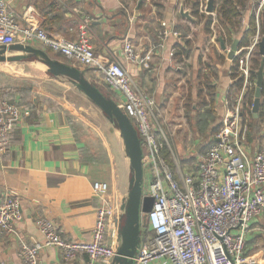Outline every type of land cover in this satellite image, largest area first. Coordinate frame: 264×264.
<instances>
[{
  "label": "crops",
  "instance_id": "obj_1",
  "mask_svg": "<svg viewBox=\"0 0 264 264\" xmlns=\"http://www.w3.org/2000/svg\"><path fill=\"white\" fill-rule=\"evenodd\" d=\"M5 1L24 27L37 26L56 37L74 39L78 32V19L91 21V40L96 57L101 62H110L113 55L122 52L126 42L131 43L139 55V61L124 64L139 88L154 98L155 115L161 121L158 120V123L163 139V112L168 107H164L163 103L172 105L173 110L178 101H186L182 107L185 111L190 109L187 112L194 115L200 107L197 108L193 102H200L206 94L203 84L205 77L215 87L213 98L217 114L212 121L224 122L229 102L237 93L232 89L234 60H229L228 51L221 49L220 38L214 30L216 21L210 28L212 34L207 33L205 25L197 26L200 31L198 40L193 42L196 47L192 51L190 45L186 46L188 35L184 28L193 23L182 15L181 9L184 7L185 11L191 10L193 14L194 0ZM249 1L243 12L241 32L249 29L250 18L256 9L255 1ZM163 24L177 30L180 38L171 37L163 47H159L158 31ZM239 37L235 40L240 41ZM225 45L229 50L231 44ZM19 46L22 45L11 48ZM180 46L190 53L182 61L177 55ZM24 47L43 51L51 59L74 67L62 55L43 48L39 43ZM172 50H176L173 58L170 57ZM0 55L8 59L23 58L0 62V66L20 71L29 80H37L39 93L53 102H41L38 95L33 98L31 107L35 110L34 115L31 117L30 114L20 122L13 132L11 153L0 156V203L19 197L24 214L23 220L16 224L13 235L0 232V264H23L19 256L21 245H34L43 240L37 226L40 218L51 220L67 242L89 241L96 221V209L100 205L93 192L94 183H107L110 186L111 199L119 207L117 220L121 231L132 185L131 162L122 155L121 163L118 162L102 132L96 131L98 140L94 142L92 134L96 132L89 130L83 117L103 114L107 122L112 123L111 120L71 79L52 75L39 55L15 49H0ZM79 70L91 84L102 89L90 70ZM51 82L56 87L45 86ZM67 96L77 97L85 108L75 109ZM245 118L248 124L247 148L251 155H255L264 147V96L257 116L253 114V118ZM208 124L214 126L212 122ZM123 152L125 154L126 151L122 149ZM124 183L126 190L120 188ZM258 239L264 241V220L261 219L254 224L249 236L246 258L250 263L264 264V249L255 252L252 247ZM89 263L86 255L67 263L59 249L48 248L40 254L39 264Z\"/></svg>",
  "mask_w": 264,
  "mask_h": 264
},
{
  "label": "built area",
  "instance_id": "obj_2",
  "mask_svg": "<svg viewBox=\"0 0 264 264\" xmlns=\"http://www.w3.org/2000/svg\"><path fill=\"white\" fill-rule=\"evenodd\" d=\"M264 0L257 1L255 19L258 33L247 53L238 61L244 85L229 103L225 120L214 142L208 147L195 170L176 171L162 156L166 140L155 115L156 102L139 88L124 62L136 63L139 55L125 43L122 52L110 62H101L91 44V21L79 20L76 40L49 34L37 26L24 27L14 10L0 0V49L16 45L43 48L62 55L74 67L92 71L99 87L109 89L118 98L121 110L134 123L143 149L142 164L149 177L144 197L154 200L147 220L154 237L140 246L134 264H257L246 258V244L254 224L264 220V149L251 155L247 148L248 126L244 103L257 80H251L253 53L261 42L259 19ZM159 47L171 37L180 38L174 28L163 24L158 31ZM176 50L170 52L175 56ZM238 57V56H237ZM30 110L19 102L0 98V156L12 150V135ZM107 183H94L93 192L100 202L91 238L85 242H67L56 225L40 218L37 226L43 240L34 245L23 243L19 256L23 264H39L40 254L48 248L62 252L72 263L86 255L89 264H113L121 246L116 210ZM19 197L0 203V232L13 235L23 220Z\"/></svg>",
  "mask_w": 264,
  "mask_h": 264
},
{
  "label": "rangeland",
  "instance_id": "obj_3",
  "mask_svg": "<svg viewBox=\"0 0 264 264\" xmlns=\"http://www.w3.org/2000/svg\"><path fill=\"white\" fill-rule=\"evenodd\" d=\"M199 1L201 2L200 15L197 18H193V14L191 10L188 12V11H185L184 7H182L184 9V13H187V15H189V19L193 23L191 26H187L186 28H184V30L187 32V35H188L185 41L190 42V48L192 49V51L194 47H196L194 46L193 42L194 41L196 42V40H198L199 38L200 30L197 29V26H199L200 28L201 24L202 26L205 25L206 18L209 16V14L206 12L209 0H199ZM254 1H255L256 9H257L258 0H254ZM213 18L215 19L216 15H214ZM215 25L217 24L215 23ZM194 29H197V30H194ZM214 30L217 32V27H215ZM76 38H77V33L74 39H70V37L66 39L76 40ZM91 44L94 46V44L92 43V40H91ZM2 69L4 70V72H0V98L3 97L1 96L2 94L7 93V92L16 93L15 90L22 89L24 87L23 83H26L28 89L32 87L33 89H35L36 87L38 89L37 93H35L36 95L31 93L30 91H26V95L28 96L27 97L28 101L31 99V103H32L33 98L38 95L40 96L39 100H41V102L53 103L51 100H48L49 98L44 97L42 94L39 93V85L37 84V80L35 79L29 80L25 74L19 73L20 71H17V70H9V68L6 66H2V67L0 66L1 71ZM204 82H205L206 94H205V97H203V99L201 98L200 102H197V101L193 102V104L196 105L197 108L200 107V110L196 111L194 115L192 113H190L189 115L188 112H190V109L185 111L184 107H182L184 106L186 101H183V100L178 101V103L174 105L173 110H172V105H166V103H163L164 107L168 106L165 112H163V115H164L163 121H162L163 122V133H164L165 140H166L165 142L167 144L166 146L171 152L170 161L172 165L171 167H173L172 169L174 171L178 170L179 168L181 170H186V169L195 170L198 165V159L199 161L202 160L203 155L206 153L208 147L214 142L217 133L219 132L220 128L222 127L224 123L223 121L222 122L219 121L218 123L217 122L213 123L212 121L214 115L217 114V112H215V106L212 100L213 97L210 95V93L214 91L215 87L213 88L212 81L207 77H205ZM210 85L212 86L213 89L211 88ZM45 86L49 88H54L56 87V84L51 82V83H46ZM255 89H256V86L254 88V91ZM101 90H104V89H101ZM105 91L106 90H104V92ZM61 92L64 93L63 90ZM252 92L253 90L250 91L249 93H252ZM108 93H109V97L112 98V100H118L117 97H115L114 95L112 96L111 92L108 91ZM233 98L231 99V101L233 100ZM68 99L75 109L85 108L83 103L80 100H78L77 97L70 96V98ZM231 101L229 103H231ZM55 104H57V102ZM62 104L64 105L63 102ZM159 110L161 112L164 111L161 109ZM102 115L103 114H100L98 116L88 115L87 118L83 117L84 118L83 121H85V119L87 120V122L85 123L87 127H90L89 130L93 129L95 132L98 131V133L102 132L104 134L106 144L110 146V149L114 152L115 157H117V160L119 163H121L120 161L121 159H123V157H126L127 160L130 161L128 157V153H126L127 151H126L123 138L120 135L118 124L116 122L115 123L107 122L105 120L106 118H103L104 116ZM205 117L207 120H205ZM80 120L81 119H79L78 121ZM158 120L159 122H161L159 117H158ZM209 122H212L214 126L211 127L208 124ZM98 133L96 132L94 133V135L92 134V139L94 142L98 140V136H97ZM122 149L126 151L125 154L124 152L122 153ZM262 149H264V147ZM133 178H134V172H132L131 174V182ZM125 183L124 185L120 187L121 189H124V190L127 189L125 187L126 186ZM147 183H148V180H146V171H145V185ZM112 201H113V204L116 205L113 199ZM117 212H118V209L116 210V213ZM147 217L148 215H143L142 222H141V227L142 226L144 227L141 229L142 232L145 230V226L148 230V233H145L144 235L145 241L151 240L154 237L153 231L148 229L147 225L145 224V220H147ZM124 224H125V217L122 221V226H124ZM252 247L255 249L254 250L255 252L263 251L264 249L263 239H258L256 242H254Z\"/></svg>",
  "mask_w": 264,
  "mask_h": 264
},
{
  "label": "water",
  "instance_id": "obj_4",
  "mask_svg": "<svg viewBox=\"0 0 264 264\" xmlns=\"http://www.w3.org/2000/svg\"><path fill=\"white\" fill-rule=\"evenodd\" d=\"M214 1L209 0L206 12L208 14L213 13ZM182 15L189 18L187 13H184V9H181ZM186 14V15H185ZM221 49L228 51V59L233 61L237 58L239 51V40H234L230 49L227 50V46L222 38L219 39ZM28 51L33 54H37L43 59V63L49 68V72L54 76H65L71 79L102 112L111 120L116 122L119 126L120 135L123 138L128 157L131 162L132 172H134V178L132 180L131 191L128 196V202L126 207L125 224L120 231L121 246L117 252V256L113 264H134V259L141 246L142 239V217L148 215L154 204V200L149 197H144L145 187V171L142 164L143 149L140 136L134 123L128 115L121 110L116 103L109 97H106L100 89L91 84L84 76V74L77 68L65 65L61 62L53 60L49 55L43 51L34 50L31 47L19 46L15 48H8L5 51L11 50ZM259 53L264 57V38L259 44ZM18 61L23 58L8 59L5 56L0 55V62L6 61ZM264 87V62L261 65L260 70L257 73V82L255 89V99L252 112L254 116H257L259 112L262 89Z\"/></svg>",
  "mask_w": 264,
  "mask_h": 264
},
{
  "label": "trees",
  "instance_id": "obj_5",
  "mask_svg": "<svg viewBox=\"0 0 264 264\" xmlns=\"http://www.w3.org/2000/svg\"><path fill=\"white\" fill-rule=\"evenodd\" d=\"M193 2H195L193 5V16L195 18H197L200 15L201 2L199 0H194ZM249 3H250L249 0H215L214 1L213 14L216 15V18L215 19L213 18L214 15L208 16L206 18V24H205V30L207 31V33L212 34L213 32L210 31V28L214 24V22L216 21L218 39L222 38L225 43L232 45L234 40L238 36H240L239 37L240 41H241L240 45H239L240 54L233 61L234 67H233V71H232V79H233L232 89L237 93H238V91H240L242 89V87L244 85V79L239 72L238 61L243 55H245L247 53V50L250 48L253 39L255 38V36L258 33L256 19H255V11L253 12V14L250 18L249 29L247 31L241 32L243 12L246 10ZM76 24L79 25V19L76 22ZM259 26H260V37H261V39H263L264 38V10L260 14ZM185 44H186V46H189L190 42L185 41ZM189 54L190 53L187 52L181 46L177 48V55L181 57L180 58L181 61H182L184 56L189 57ZM253 55L254 56L252 58V68H251V80L252 81L257 80V73L260 70L262 63L264 62V57H262L259 52H255V53H253ZM205 82L203 83L204 85H205ZM207 85H209V84H207ZM23 86L24 87L22 89L15 90L16 93L7 92V93L2 94L1 96H3L2 98L8 100L10 103H14V102L18 101L20 105L26 106L30 110L31 117H32L34 115L35 110L33 107H31L32 106L31 99L28 101V98H27L28 96L26 95V91H30L31 93L35 94V93H37L38 89H37V87L35 89H33V87L28 89L26 83H23ZM211 88H212V86H211ZM103 89L106 91L104 92V90H102L103 91L102 93L106 97H109L108 91L109 92H111V91L109 89H105V88H103ZM213 94H214L213 92L210 93V95L212 97H213ZM113 95L115 96L114 93H112V96ZM262 96H264V87L262 89ZM16 98H18V99H16ZM254 98H255V91L253 90L252 93H249L247 95V98H246L245 103H244V110H243L244 120H246L245 116L253 118L252 107L254 105ZM212 100L214 103V98ZM206 105H208V104H206ZM205 120H207L206 117H205ZM212 120H214V119H212ZM159 137H161V140H163L160 133H159ZM162 156L167 161V163L170 166H172L171 161H170L171 160V152L169 151V149L167 148L166 145L162 151ZM145 224L147 225L148 229L151 230L150 225L148 223V220H145ZM142 228H144V227L142 226ZM145 233H148L146 226H145V230L142 232L141 246L144 245V242H145V239H144Z\"/></svg>",
  "mask_w": 264,
  "mask_h": 264
},
{
  "label": "bare ground",
  "instance_id": "obj_6",
  "mask_svg": "<svg viewBox=\"0 0 264 264\" xmlns=\"http://www.w3.org/2000/svg\"><path fill=\"white\" fill-rule=\"evenodd\" d=\"M20 73V72H19Z\"/></svg>",
  "mask_w": 264,
  "mask_h": 264
}]
</instances>
